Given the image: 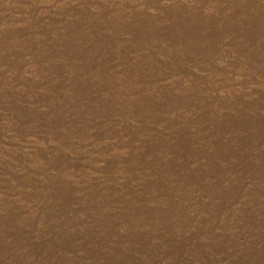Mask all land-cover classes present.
<instances>
[{"label":"rangeland","instance_id":"rangeland-1","mask_svg":"<svg viewBox=\"0 0 264 264\" xmlns=\"http://www.w3.org/2000/svg\"><path fill=\"white\" fill-rule=\"evenodd\" d=\"M0 264H264V0H0Z\"/></svg>","mask_w":264,"mask_h":264}]
</instances>
